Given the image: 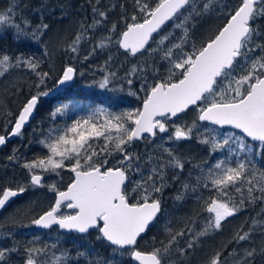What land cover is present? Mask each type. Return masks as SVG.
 Here are the masks:
<instances>
[{
	"label": "snow or ice",
	"instance_id": "1",
	"mask_svg": "<svg viewBox=\"0 0 264 264\" xmlns=\"http://www.w3.org/2000/svg\"><path fill=\"white\" fill-rule=\"evenodd\" d=\"M119 7L122 29L113 23L89 55L114 44L132 57H158L160 67L146 61L125 73L129 86L133 77L140 80L139 91L145 94L141 106L120 113L101 108L63 129L53 127L40 140L45 154L23 164L29 173L28 187L46 186L53 194L32 223L78 237L95 233L108 255L84 246L75 256L62 248L60 255L53 253L46 260L48 246L27 247L23 264H191L205 238L222 232L230 218L248 210L256 215L246 220V230L241 225L200 264H255L257 256L264 264V25L258 24L264 20V0H132L130 14L124 4ZM14 11L12 6L0 12V27L15 28L18 39L29 38V32L34 40L46 34L48 24L32 28L26 20L17 23ZM92 12L93 22L81 24L66 50L78 52L85 34L105 25L111 9L95 0ZM211 15L222 18L221 24L207 39H197V29ZM21 67L38 78L32 85L38 91L17 113H2L12 117V127L7 135H0V145L10 136L22 135L40 98L52 91L47 89L50 74L40 69L39 60L0 54V76ZM75 72L73 66L64 67L57 84L72 81ZM116 75L109 72L99 87H107ZM67 108L57 106L50 119ZM189 113L194 117L191 123L184 119ZM158 136L171 142L196 139L206 146L213 162L194 165L188 177L197 172L195 180L182 181L175 196L176 201H184L193 194L198 211L185 217L179 229L169 221L163 239L154 236L141 246L164 214L163 192L179 180L187 163L171 147L153 154L135 152L137 141L155 143ZM145 157L151 167H141ZM36 169L56 177L64 170L71 175L61 190L57 183L45 185ZM133 174L139 178L133 179ZM200 189H207V194ZM26 190L24 185L0 188V209ZM256 237L262 241L259 247L254 244ZM15 251L0 249V264H9L8 254Z\"/></svg>",
	"mask_w": 264,
	"mask_h": 264
},
{
	"label": "trees",
	"instance_id": "2",
	"mask_svg": "<svg viewBox=\"0 0 264 264\" xmlns=\"http://www.w3.org/2000/svg\"><path fill=\"white\" fill-rule=\"evenodd\" d=\"M94 3L95 0H0V12L14 6L13 15L17 23L26 20L30 22L32 28L41 22L49 26L40 40L31 39L30 32L28 33L29 38L18 39L15 28L0 27V54H7L10 57L23 55L39 60L40 69L50 74L47 89L52 91L58 86L57 80L64 67L70 65L76 69V78L72 85L54 96L41 97L32 122L24 129L22 135L8 142L0 151V188L11 187L15 190L18 185L27 187L20 197L14 199L0 213V249L15 248L17 250L8 254L9 264H23L26 259L24 249L27 247L44 248L48 246V256L45 259L52 258L53 253L57 255L62 248H67L75 256L77 250H84V246H95L102 255H108V251L101 248L95 240V233L91 236L78 237L76 234H61L57 228H52L47 232H40L36 229L32 221L48 207L53 194L47 191L46 186L28 187L29 173L23 167L25 162H31L45 154L46 149L42 148L40 140L51 128L63 129L71 125L74 120L86 118L92 111L101 108L113 113L139 108L145 95L144 92L139 91L140 80L133 77V86H129L125 73L133 65L144 66L146 61L149 65L154 64L156 67L161 65L158 57L148 55L132 57L126 55L114 44H109L106 48H97L95 53L89 55L97 42L108 34L106 29L111 28L113 23H118L122 29V23H120L122 11L119 5L124 4L125 11L130 14L132 0H100L105 10L111 9L106 24L89 29L85 38L80 42L78 52L73 53L66 50L67 45L81 30V24L87 25L93 22ZM221 22L222 18L216 15L207 17L197 29V39H207ZM258 24L264 25V20L258 21ZM85 56L88 58L85 59ZM109 56L112 59L106 65L105 61ZM109 72H116V77L110 78L107 87H99V82ZM37 79L34 73L24 67L10 68L8 73L0 76V135H7L12 127V123H9L12 117H7L2 113H17L29 95L38 91L37 88L32 87ZM130 91H136L137 95H131ZM60 105H68L67 110L64 114L58 115L55 120L50 119V114ZM193 118L191 113L184 117L189 123ZM164 135L166 134H161V136ZM168 147L174 148L177 155L187 163L183 172L180 173L179 180L172 181L163 192L164 214L144 236L140 242L141 246L149 243L154 236L163 239L164 229L169 221L172 222L173 227L179 229L184 226L185 217L198 211V202L193 194L189 193L184 201H176L175 196L182 181L195 180L197 172L188 177L194 165L202 164L204 161H208L209 164L213 162V157L209 155L206 146L196 139L171 142L162 140L158 136L155 138V143L147 140L136 142L134 149L136 153L143 155L160 153L163 148ZM11 156H15V159L10 160ZM259 160L260 158L257 157L258 162ZM145 165L151 167L146 157L141 167ZM35 173L43 175L45 185L57 183L61 190H64L71 175L67 170H64L60 177L40 169H36ZM138 178V175L133 174V179ZM200 191L207 194V189H200ZM255 215L254 211L248 210L237 217L230 218L225 223L222 232L203 240L202 245L191 256V264H200L206 254L226 243L241 225H245L246 230V220ZM261 243L258 237L254 238L255 246L259 247ZM54 244L56 248L52 247ZM248 246L244 245V247ZM255 264H262L260 256H257Z\"/></svg>",
	"mask_w": 264,
	"mask_h": 264
},
{
	"label": "water",
	"instance_id": "3",
	"mask_svg": "<svg viewBox=\"0 0 264 264\" xmlns=\"http://www.w3.org/2000/svg\"><path fill=\"white\" fill-rule=\"evenodd\" d=\"M122 50H123V49H122ZM123 51H124V50H123ZM75 78H76V72H75V74H74V77H73V80H72V81L66 82L64 85H58V86H57L52 92L49 93V95H50V96H54V95L58 94L59 92L63 91L65 88H67L68 86H70V85L75 81ZM39 103H40V101H39ZM38 107H39V104H38V106H37V109H36L35 112H34L33 117H31L30 120H29L28 122H26L24 128L22 129V132H23V130H24V129H25V128H26V127L32 122V120L35 118L36 113H37V110H38ZM16 137H17V136H10V137L8 138L6 144H7L8 142L14 140ZM137 142H139V141H137ZM6 144H5V145H0V151L6 146ZM19 195H21V194H19ZM19 195H17L16 197H18ZM16 197L11 198L10 201L5 205L4 208H3V209H0V213H1L5 208H7V207L11 204V202H12ZM35 226H36V229H37L38 231H40V232H47V231H49L50 229H52V228H50V229H44V228H42V227H40V226H37V225H35ZM53 228H56V227L53 226ZM64 234H76V233H66V232H65Z\"/></svg>",
	"mask_w": 264,
	"mask_h": 264
},
{
	"label": "bare ground",
	"instance_id": "4",
	"mask_svg": "<svg viewBox=\"0 0 264 264\" xmlns=\"http://www.w3.org/2000/svg\"><path fill=\"white\" fill-rule=\"evenodd\" d=\"M71 85H72V84H71ZM68 87H69V86H68ZM23 131H24V130H23ZM6 145H7V144H6ZM41 176H42V175H41ZM42 177H43V176H42ZM43 178H44V177H43ZM22 194H23V193H22ZM22 194H21V195H22ZM21 195H19L18 197H20ZM18 197H16V198H18ZM16 198H15V199H16ZM12 202H13V201H12ZM12 202H11V203H12ZM5 209H6V208H5ZM5 209H4V210H5ZM4 210H3V211H4ZM3 211H2V212H3ZM2 212H1V213H2Z\"/></svg>",
	"mask_w": 264,
	"mask_h": 264
},
{
	"label": "rangeland",
	"instance_id": "5",
	"mask_svg": "<svg viewBox=\"0 0 264 264\" xmlns=\"http://www.w3.org/2000/svg\"><path fill=\"white\" fill-rule=\"evenodd\" d=\"M38 175H41V174H38ZM43 176V175H42ZM60 255V253L57 254V256ZM47 260V259H46Z\"/></svg>",
	"mask_w": 264,
	"mask_h": 264
},
{
	"label": "flooded vegetation",
	"instance_id": "6",
	"mask_svg": "<svg viewBox=\"0 0 264 264\" xmlns=\"http://www.w3.org/2000/svg\"><path fill=\"white\" fill-rule=\"evenodd\" d=\"M83 237H86V236H83Z\"/></svg>",
	"mask_w": 264,
	"mask_h": 264
}]
</instances>
